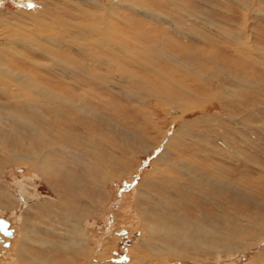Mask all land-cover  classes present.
<instances>
[{"label": "rangeland", "instance_id": "rangeland-1", "mask_svg": "<svg viewBox=\"0 0 264 264\" xmlns=\"http://www.w3.org/2000/svg\"><path fill=\"white\" fill-rule=\"evenodd\" d=\"M32 1L41 4L44 11L48 10L50 18L45 20L44 17L40 23L34 19H23L16 13L21 6L19 1L2 2L0 0V63L12 70L23 71L31 77L35 72L45 76L46 71L53 67L52 63L58 62L54 59L55 51H61V54L65 52L66 44L69 45L72 38L69 39V43H66L68 41H65L64 38L60 39L59 33L52 32L48 27L41 25L44 23L45 25L56 24L60 20L72 21L69 13L74 12L71 2L75 1ZM96 1L98 3L93 4L94 6L82 3L83 9L101 14L106 6L109 8L112 6L113 15L108 18L116 27L115 29L120 28L119 30L124 33L128 31L127 35L123 33L118 36L126 41L123 43L125 44L123 57L132 59V62L131 64L122 63L121 70L110 69V75H106L102 69L103 73H100L102 77L98 85L88 84L84 87L87 89H85L86 92H89L86 96L87 105L92 111L99 112L112 124L114 123L113 129L107 128L105 125H97L96 122H94L96 125L89 123L88 126L90 125V129L96 134L94 138L89 137L88 133L82 131L81 128L77 127L73 130V134L84 136L87 144L92 140L95 147L100 150L102 158L112 159L118 170L127 172L126 174L123 172L122 177L118 176L116 172L113 173L115 176L105 186L108 191V204L106 203V207L98 212L89 213L93 216L85 220V230L94 238V241H90L91 244H89L94 253L92 263L134 264L130 258L129 250L134 245L142 243V231L140 230L142 221L137 217L134 203L141 182L145 179V174L148 173L147 176L153 181L155 178L158 180V176L166 177L167 174L170 177L183 180V182H179L178 179L174 190L169 191L167 187H164L159 192L162 199L157 200L156 203H161L165 197L168 198L167 201L174 206L170 213H183L186 221L197 222L199 215L203 217L210 216L209 214L219 215L221 212L233 217L234 212L239 211L240 213L241 210L240 214H244L242 216H245L248 221L258 222L257 229H250L249 234H244V238L251 243L247 250L242 251L241 249L244 247L241 245L238 252L229 254L222 259L214 255L209 259L207 256H197L196 260L199 262L190 264H257L256 262L264 264V218H260L257 213L258 209L264 211V0ZM30 6L33 9L30 10L35 12L36 7L33 4ZM102 7L104 8L102 9ZM153 16L159 17V24L151 19ZM88 22L93 23L94 21L88 19ZM115 29L111 31L112 34ZM115 37L113 36V39ZM239 37L245 41V47L248 48L245 50L251 48L257 57L255 63L254 59L244 63L245 73H240V77L244 81L242 86L234 85L232 80H227L230 77L229 74L235 73L234 71L226 68L227 71L224 74V71L216 69V67L219 69L232 59L237 58V56L236 58L232 57L231 49L235 48V44L229 40ZM36 38L39 39L36 40ZM20 39L31 41L34 45L21 46ZM56 39L57 44L55 42L53 44L52 40ZM40 44L44 49H41ZM55 45L62 46L63 49H58ZM216 49L220 52L219 54ZM201 52L216 57L214 59L216 63L209 59L207 61L206 67L209 68L210 73L202 71V68L197 66L203 62L198 57L202 54ZM73 53L77 54L76 51ZM2 55L8 56L9 60L5 57L2 58ZM115 56L118 58V55ZM244 56L246 57V54ZM119 57L122 58V56ZM178 63L184 64L188 68H182L179 75L178 71L181 69V65ZM162 66H173V72L164 70L161 68ZM59 67L53 68L54 73L62 72V68ZM193 69L195 72L189 73V70ZM183 70L186 73H183ZM156 71L157 73H154ZM159 72L162 74L160 75ZM197 73L204 78L202 81L198 82L196 77H192ZM164 76L174 83L181 81L180 87L191 92L194 89L196 94L198 90L195 84L202 85L204 93L208 92L211 95L209 101L204 96L202 100L200 94L188 95L189 99L181 101L183 103L178 105L179 108L171 104L176 100L170 98L169 95L164 97L165 101L164 99L161 102L155 101L150 96V92H155L156 89L151 91L150 89L154 87L156 78L164 79ZM17 87L20 92L24 90L17 84L13 86V89ZM234 89L242 90V94H244L243 101L237 103L240 105H235L240 111L228 108L231 106L229 105L231 99L228 95L232 94L230 90ZM225 92H227L226 95H224ZM167 100H170V103ZM234 100L241 101L242 98L236 97ZM0 102L4 107H7L5 104L17 105L12 104L7 97L0 96ZM105 107L109 111L105 110ZM178 110L182 111V114ZM237 114L241 115L239 118L244 117V123L234 124L233 117ZM247 115L248 118H246ZM84 118L85 115L80 119ZM5 126H7V128L5 127L6 132L13 128L8 123ZM27 138L19 139V142L30 147L34 140L31 137ZM170 138L172 139L169 143ZM108 142L111 143L109 148ZM164 151L167 156H170L168 157L171 161L169 165L162 162L157 163L158 157ZM3 158L2 155L0 159ZM12 160L7 159L4 164L5 172L0 173V192L7 194V197L0 199V218L9 221L11 230L14 233L16 230L18 235L15 242L14 237L4 238L0 234V244L4 240L9 242L0 245V260L1 264H37L35 261L37 254L40 257H45L44 253L47 254V251L42 252L39 241L37 243L39 236L55 243L64 241V236L47 234L46 230L48 229L46 228L47 223L61 222L62 219L55 213L57 207L52 204L43 210L36 207L37 201L30 202L28 207L21 206L16 181L23 179L22 174L26 169ZM70 163L67 170L73 174L74 171L78 173L76 165L79 164L72 160ZM1 166L0 163V170ZM184 166L190 168L196 166L195 171L200 173L205 169L212 170V179L218 178L221 180V184L230 187L227 195L224 196L223 192L218 193L217 191L207 195L193 191L192 178L185 173ZM31 176L33 177L32 173L28 175L29 178H32ZM212 179L209 180L214 184L215 181ZM172 180L165 179V182L170 184ZM175 181L177 182V179ZM27 183L33 188L36 187L38 193L41 194V199L38 198V201L46 203L45 200H47L58 203L60 196L51 191L42 180L32 178ZM232 189L235 192H241L240 198L246 205L242 203L239 207L240 203L236 200V194L232 192ZM69 196L76 205H80V203L86 205L85 209L88 211L91 208L87 207L89 204L86 201L78 200V194L74 193ZM254 202L258 203L259 206L256 204L258 209L253 210L254 205L251 203ZM148 207L151 208L150 205ZM52 209L55 210L52 211ZM158 210L159 208L156 212ZM240 214L233 218L241 220ZM65 222L63 221L62 224ZM35 226H38L37 239L30 240V244L26 249H23L20 244L24 233L23 229L26 228L25 231L29 232L28 234L32 238L33 234L31 233L36 229ZM67 228L68 226L59 232L65 233ZM174 260L177 259L174 257ZM169 264H183V262Z\"/></svg>", "mask_w": 264, "mask_h": 264}, {"label": "bare ground", "instance_id": "bare-ground-1", "mask_svg": "<svg viewBox=\"0 0 264 264\" xmlns=\"http://www.w3.org/2000/svg\"><path fill=\"white\" fill-rule=\"evenodd\" d=\"M1 1L7 2L8 0ZM18 1L21 6H19V9L17 8L18 10L16 13L19 14L21 18L28 20L34 19L35 21H38V23H40L44 17L45 20L50 18L49 11H44L41 4L39 5L37 2L34 3L32 0H17V2ZM74 1L75 2H71L74 12L69 13L72 21L60 20L56 24L45 25L44 23L41 25L48 27L52 32L59 33L60 39L64 38L65 41H68L66 43H69V39L72 38L69 45L66 44L67 47H65V52H62L61 54V51L54 50V59L58 62H53L51 65L53 67L51 69L48 68L49 70L46 71L48 77H45L46 75H39V73L36 72L31 77L23 71L12 70L8 66L5 67V65L0 63V96L2 98H9V101L12 102V104H17L15 106L5 104L7 107H4L0 102V157L2 155L4 156L2 160L0 159L2 165L0 173L3 174V171L5 172L4 164H6L7 159H13L12 161L14 163H17V165L26 169L22 174L23 179L21 181H16L18 185L17 188L19 189L18 195L21 198V206L28 207V205L31 204L30 202L37 201V203H35L36 207L43 210V208L52 204V206L55 205L57 207L55 213H57L58 217H61L62 219L61 222L52 221L49 224L47 223L46 228L48 229L45 228L47 234H59L64 236V241L62 242L55 243L45 238H40L43 236H39V239H37L38 233L36 230L38 226L34 227L36 229L31 233L33 234L31 238L28 234L29 232L27 233V231H25L26 228L23 227L25 229H23L24 233L21 238V247L26 249L27 245L30 244V240L35 241L37 239V243L39 241V244H41L43 250L41 251L43 253L47 251V254L44 253L45 257H40V255L37 254L35 258L37 264H93L94 253L89 244H91L90 241H94V238L85 230V220L93 216L89 215L92 211L93 213L94 211L98 212V210H102L106 207L108 191L105 186L111 181L112 177L115 176H113V173L116 172L118 176L121 177L123 172L125 174L127 173L125 170L122 172L118 170L116 167L117 165H115L112 159L102 158L100 150L95 147L92 140L87 144V141L84 140V136L73 134V130L78 127L83 129L82 131L85 133H88L89 137L94 138L96 134L90 129V125L88 126L89 123L96 125L94 122H96L97 125L101 124L107 126V128H112L114 123L112 124L108 118L103 117L99 112L92 111L87 105L86 96L89 92H86L87 89L84 87L88 84L98 85V82L102 77L100 73H103V71L106 75H110V69L115 71L117 69L121 70L122 63L128 62L131 64L132 62V59L123 57V54L125 53V44L123 43L126 41L123 40V38H119L118 34L121 35L124 32H121L119 30L120 28L115 29L116 27L113 26L112 21L108 18L110 15H113L114 9L112 6L111 8L108 6H106V8L102 7V9L104 8L103 13L95 14L84 10L82 3L95 5L98 1ZM127 1L129 2L130 0ZM31 4L36 7L35 12L30 10L32 9L30 8ZM156 17L157 16H153L151 19L159 24V17ZM87 18L94 22L89 23ZM114 29V34H112L111 31ZM124 34L127 35L128 31ZM113 36H116L115 39H113ZM241 38L242 37L229 40L235 44V48L231 49L232 57L236 58L237 56V58L232 59L229 63L221 66L219 69L216 67V69L224 71V74L227 70L234 71L235 73L229 74L230 77H228L227 80H232L234 85L239 84L242 86L244 81L241 79L240 73H245L246 67L244 63H247L246 61L250 62L249 60L251 59H254L255 63L257 62V57L254 55L255 53L251 48L245 50L248 48L245 47V41ZM38 39L39 38H36V40ZM20 40L21 46L26 45L25 47H27L29 46L27 44L34 45L31 41L28 42L24 39ZM52 42L53 44L54 42L57 44L58 41L56 39L54 41L52 40ZM40 47H42V45ZM55 47L63 49L62 46L59 47L55 45ZM41 49H44V47ZM241 49H244V51H241ZM72 50L76 51L77 54L75 55ZM216 52L218 54L220 53L218 50ZM245 54L246 57L244 56ZM115 55H118V58ZM42 56L45 57L44 55ZM119 56H122V58ZM3 57L9 60L8 56L2 55V58ZM198 57H200L203 62L202 64L199 63L200 65L198 64L197 66L202 68V71L210 73L209 68L206 67L207 61L209 59L211 62L214 61L216 63L214 60L216 57L214 55H208L205 52ZM164 58L165 55L163 56V59ZM180 65L181 69H179L178 75L182 68L188 69L186 65ZM58 66L62 68V72L54 73L55 71H53V68ZM172 67L162 66L161 68L173 72ZM102 69L104 70L101 72ZM42 70H44V68ZM157 71L154 73H157ZM182 72L186 73L185 70ZM193 72H195V69L189 70V73ZM159 73L160 75L162 74V72ZM197 74L192 77H196V81L198 82L202 81L204 78L200 74L197 76ZM166 76H164V79L156 78L154 87L150 89V91L156 89L155 92H150V96L155 101L161 102L164 97L169 95L171 96L170 98L176 100L171 102V104L177 106V108H179L178 105L180 103H183L181 101L188 98V95L196 96L200 94L202 100L204 96L207 98V101H209L211 95L208 92L206 94L204 93L205 90L202 85L195 84V87L198 90L196 94L194 89L191 92L190 90L186 91V88L184 89V87H180L182 84L181 81H179L180 83H174V81L171 82L167 80ZM171 76L173 77V75ZM197 77H199V79H197ZM108 80H106V82H108ZM16 84L24 90L20 92L19 87L13 89V86ZM135 84L140 85L137 83ZM230 92L232 94L228 95V97L231 99L229 102V105L231 106H228V108L230 110L240 111L235 105L238 106L240 104L237 103L243 101L244 94H242V90L234 89L230 90ZM226 94L227 92H225L224 95ZM145 96L147 95L145 94ZM236 97H241L242 100L235 101L234 99ZM107 107L110 108V106ZM108 108L106 109L105 107V110L109 111ZM180 114H182V111ZM84 115L85 118L81 120L80 118ZM239 117H241V115L238 114L233 117L235 119L233 120L234 124L245 122L244 117ZM248 117L249 116L247 115L246 118ZM7 123L9 125L11 124L13 127L9 129V132H6L5 129V127L7 128V126H5ZM27 137H31L34 140L30 147H26L23 145L24 143L19 142V139ZM72 137H74V139H71ZM171 139L172 138L169 139V143ZM107 146L109 148L111 143L108 142ZM165 151L158 157V164L159 162L168 165L171 163L168 158L170 156H167L168 152L166 151V153ZM202 155L205 156V154ZM206 158L208 157L206 156ZM70 160L79 164L76 165L78 173L74 171L73 174L67 170V167L71 165ZM184 168L185 173L192 178V186L194 187V189H192L193 191L205 195L217 191L218 193L223 192L222 195L224 196L227 195V191L230 187L228 188L226 184H221V180L218 178L212 179V170L205 169L200 173L195 171L197 168L196 166H194V168L184 166ZM30 173L33 174V177L31 176L32 178L42 180L51 191L60 196L58 203L57 201L53 202L47 200H45L46 203H44L37 200L38 198L41 199V194L38 193L36 187L33 188L27 183L29 179H32L28 177ZM147 174L148 173L145 174V179L141 182L139 192L136 193V200L134 203L137 217L142 221V224L140 223L142 243L134 245L129 250L130 258L134 264H169L178 261H182L183 264H190L191 262L198 263L199 261L196 260L197 256H207L209 259L214 255L219 259H222L229 254L231 255L234 252H238L241 245L244 247V249H241L242 251L245 249L247 250V248L250 247L251 243L244 238V234H249L250 229H257L259 227L257 221H248L245 216H242L244 214H240L242 213L241 210L240 213L239 211H236L233 215V217H235L237 214H240L242 217L241 220L229 217L227 213L221 212L219 215L209 214L214 219L207 215L204 217L199 215L197 222L186 221L183 213H170V211L174 209V206L170 204L171 202L169 203L167 201L168 198L165 197L161 203H156L157 200L162 199L159 192L164 187H167L169 191L174 190L177 186L175 183H178V179L180 180L179 182H183V180L170 177L167 174L166 177H163V175L158 176V180L155 178V181H153L152 179H149ZM165 179H173L170 183L171 185L165 182ZM175 179H177V182ZM209 179H212L215 183L213 184ZM232 192L236 194V200L240 203L239 207H241L242 203L246 205L240 198L241 192H235L234 189H232ZM74 193L78 194V200L82 199V201H86L89 204V206H87L91 207L89 208V211L85 209L86 205L84 206L81 203L80 205H76L75 201L69 196ZM1 197H7V194L5 192H0V199ZM248 204L250 203L248 202ZM251 204L254 205L253 210L258 209L257 202ZM149 205L151 208L148 207ZM158 208L159 210L156 212ZM53 210L55 209H52V211ZM257 213L260 215V218H264V211L258 209ZM63 221L66 222L62 224ZM169 223L172 224V226H170ZM32 225L34 226L35 224ZM66 226H68V228L64 231L65 233L59 232L64 230ZM9 229L11 230V224ZM0 234L3 235L1 232ZM17 235L18 233L15 230V233L13 231L11 237H7L6 235H3V237H14L13 239L16 242ZM4 242L7 241H2L3 245L5 244ZM41 247L39 246V248ZM72 254L74 255L71 256ZM174 257L177 260H174ZM1 262L2 261L0 260V264ZM256 263L261 264L258 262Z\"/></svg>", "mask_w": 264, "mask_h": 264}, {"label": "water", "instance_id": "water-1", "mask_svg": "<svg viewBox=\"0 0 264 264\" xmlns=\"http://www.w3.org/2000/svg\"><path fill=\"white\" fill-rule=\"evenodd\" d=\"M9 227H10L9 222H7L4 219L0 220V232L3 235H6L7 237H11L13 235V230H10ZM7 246L9 245L7 244Z\"/></svg>", "mask_w": 264, "mask_h": 264}, {"label": "crops", "instance_id": "crops-1", "mask_svg": "<svg viewBox=\"0 0 264 264\" xmlns=\"http://www.w3.org/2000/svg\"><path fill=\"white\" fill-rule=\"evenodd\" d=\"M0 219H2V218H0ZM11 224V223H10Z\"/></svg>", "mask_w": 264, "mask_h": 264}]
</instances>
